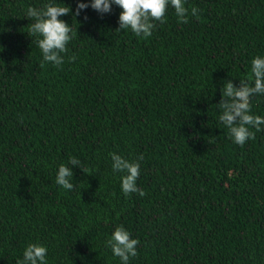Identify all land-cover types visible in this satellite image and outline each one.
<instances>
[{"label": "trees", "instance_id": "obj_1", "mask_svg": "<svg viewBox=\"0 0 264 264\" xmlns=\"http://www.w3.org/2000/svg\"><path fill=\"white\" fill-rule=\"evenodd\" d=\"M46 2L0 0V264L30 243L47 264H121L105 246L117 226L139 241L129 264H264V125L237 145L217 106L264 57V0H186L198 19L169 6L147 38L116 30L118 6L88 7L61 17L73 38L60 66L25 16ZM250 105L264 117V94ZM110 153L143 157L144 196L122 192Z\"/></svg>", "mask_w": 264, "mask_h": 264}, {"label": "clouds", "instance_id": "obj_2", "mask_svg": "<svg viewBox=\"0 0 264 264\" xmlns=\"http://www.w3.org/2000/svg\"><path fill=\"white\" fill-rule=\"evenodd\" d=\"M186 0H90V3L77 0L76 9L71 11L70 6L56 3H44L42 7L29 6L25 16L32 23L29 27L31 36L36 37L37 47L41 50L43 61L51 62L55 66L64 63L62 53H67V45L73 38L72 27L61 17L72 15L79 16L81 11L91 7L100 14L110 13L112 5L118 6L121 11L118 17L119 27L116 30L130 29L136 36L150 37L155 28L153 21L165 22V14L171 6L179 22L188 23L189 14L199 18V9L185 6ZM87 19V16L84 17ZM28 35V34H27ZM74 61L75 56L69 57ZM251 77L248 81H240L239 86L228 80L223 82L220 89L221 98L217 104L221 114L218 119L228 129L229 138L237 145L243 146L249 139H255V132L261 131L264 125V117L250 114L251 97L264 94V57L256 56L251 60ZM255 129L254 131L250 130ZM112 169L114 172L123 173L121 190L125 195L138 193L144 196L145 192L138 188L137 179L140 175L139 160L129 161L120 155L110 153ZM68 163L72 166L79 165L80 161L70 158ZM72 167L61 164L56 173V183L63 189L72 190ZM139 241L130 236L122 226H117L105 241V246L111 249L114 256L118 257L121 264H129L130 257L137 256ZM47 249L37 243L28 244L23 251V259H18L16 264H47Z\"/></svg>", "mask_w": 264, "mask_h": 264}]
</instances>
